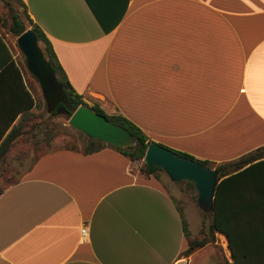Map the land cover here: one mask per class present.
I'll use <instances>...</instances> for the list:
<instances>
[{"label": "crops", "instance_id": "1", "mask_svg": "<svg viewBox=\"0 0 264 264\" xmlns=\"http://www.w3.org/2000/svg\"><path fill=\"white\" fill-rule=\"evenodd\" d=\"M23 1L74 89L152 141L216 164L264 146V0ZM10 38L1 24L0 175L31 91ZM133 163L112 147L40 155L0 190V264H209L213 242L185 254L194 203Z\"/></svg>", "mask_w": 264, "mask_h": 264}, {"label": "trees", "instance_id": "2", "mask_svg": "<svg viewBox=\"0 0 264 264\" xmlns=\"http://www.w3.org/2000/svg\"><path fill=\"white\" fill-rule=\"evenodd\" d=\"M6 1L12 10V24L9 27V31L17 37L28 29H32L37 34L46 57L53 65L58 79L65 88L67 103L66 105L60 104L59 106H65L66 112L71 117L81 105H88L84 100V96L79 94L72 86L51 41L40 26L30 18L24 1L15 0L23 6L24 16L27 22L16 11L13 5L14 0ZM1 24L4 25L5 23L0 17ZM27 95L30 100L28 109L22 118L20 126L15 127L3 142L1 146L2 153L8 151L12 147L13 142L24 134V125L30 120L33 109L36 107L37 102L33 92L29 90L27 91ZM91 107L96 112L106 115L113 123L128 129L138 139V145L123 149L87 137L83 133L86 141L84 148L81 150L85 154L102 150L105 147H112L133 161L143 160L145 158L148 146L152 140L140 126L123 114L107 113L98 101ZM65 149L76 150L77 148L71 147ZM172 150L181 156L199 160L208 167L216 168L220 172L215 195V211L211 212L213 214V221L208 227L212 235L209 238L205 237L201 240H190L189 248L185 254L188 255L209 242H215V233L219 231L226 234L229 240V247L232 250L233 258L230 264H264V146L250 151L237 159L221 164H216L209 160L197 159L193 155L183 151ZM159 171L163 170L156 166H143L144 173L149 176H154L157 179H160ZM187 184L194 188L192 183L187 182ZM179 209L184 231L189 238L188 220L183 209L181 207ZM203 231L206 233L205 227Z\"/></svg>", "mask_w": 264, "mask_h": 264}, {"label": "rangeland", "instance_id": "3", "mask_svg": "<svg viewBox=\"0 0 264 264\" xmlns=\"http://www.w3.org/2000/svg\"><path fill=\"white\" fill-rule=\"evenodd\" d=\"M13 5L16 11H18L25 20L23 6L18 4L15 0ZM0 17L4 20L6 33L10 34L12 44L14 45L16 52L19 54L29 87L37 102L36 107L30 116V120L24 125V134L20 137L12 150L11 159L5 167V175H0L1 190L7 187L10 183L21 179L34 164L35 160L45 152L71 147L83 149L86 140L83 132L69 124L71 117L66 111L58 113L56 110H48L39 81L27 69L25 56L17 44L18 37L9 31V27L12 24V10L6 0H0ZM84 100L89 106L94 105L96 101L102 105V103L94 97L85 98ZM112 113L115 112L109 114ZM133 165L135 172L146 176L148 175L143 172V166L145 165L143 160H136ZM158 173L161 182L169 190H172L177 196H179L180 193V195H186V197L194 203L192 208H188L189 211L191 210V218L196 220L198 214L202 218L199 232L190 240L195 241L201 240L205 237H211L212 234L208 227L213 221V214L211 212H204L199 207L197 201L198 195L195 188L189 186L187 182L172 181L164 171H159ZM204 227L206 233L203 231ZM217 237L215 242L208 244L205 250L201 252V256L206 259V262L209 261V264H230L229 262H231L232 256L226 237L225 235H218Z\"/></svg>", "mask_w": 264, "mask_h": 264}, {"label": "water", "instance_id": "4", "mask_svg": "<svg viewBox=\"0 0 264 264\" xmlns=\"http://www.w3.org/2000/svg\"><path fill=\"white\" fill-rule=\"evenodd\" d=\"M17 44L25 56L28 71L40 83L48 110L65 112L67 96L64 85L46 57L37 34L28 29L17 38ZM69 124L87 137L120 148L135 147L138 139L125 127L113 123L89 105H81L71 116ZM148 167H159L174 182L192 183L198 195V205L204 212H214L216 188L220 172L203 162L179 155L169 147L152 141L143 159ZM226 237L227 235L224 234ZM228 239V238H227ZM232 254V250L229 247Z\"/></svg>", "mask_w": 264, "mask_h": 264}, {"label": "built area", "instance_id": "5", "mask_svg": "<svg viewBox=\"0 0 264 264\" xmlns=\"http://www.w3.org/2000/svg\"><path fill=\"white\" fill-rule=\"evenodd\" d=\"M81 234H82L83 241H87L88 240V227L87 226H84L82 228Z\"/></svg>", "mask_w": 264, "mask_h": 264}, {"label": "snow or ice", "instance_id": "6", "mask_svg": "<svg viewBox=\"0 0 264 264\" xmlns=\"http://www.w3.org/2000/svg\"><path fill=\"white\" fill-rule=\"evenodd\" d=\"M245 2L247 3L248 0H245ZM261 70L264 71V67H262ZM252 75H253V69L250 67L249 68V77L251 78Z\"/></svg>", "mask_w": 264, "mask_h": 264}]
</instances>
